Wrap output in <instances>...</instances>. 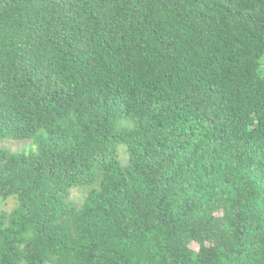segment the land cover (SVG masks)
<instances>
[{
  "label": "trees",
  "instance_id": "trees-1",
  "mask_svg": "<svg viewBox=\"0 0 264 264\" xmlns=\"http://www.w3.org/2000/svg\"><path fill=\"white\" fill-rule=\"evenodd\" d=\"M11 198L0 264H264V0H0Z\"/></svg>",
  "mask_w": 264,
  "mask_h": 264
},
{
  "label": "rangeland",
  "instance_id": "rangeland-1",
  "mask_svg": "<svg viewBox=\"0 0 264 264\" xmlns=\"http://www.w3.org/2000/svg\"><path fill=\"white\" fill-rule=\"evenodd\" d=\"M1 145L7 148L11 153L28 151L30 148L34 147V144L31 141H5L2 142ZM119 152H120L121 162L124 165H127L129 163L128 149L124 146H120ZM86 195L87 192L85 190L81 191V190L73 189V191L71 192V201L77 205H82L86 198ZM17 206H18L17 200L11 198L5 202L0 203V211L6 214L7 216H10Z\"/></svg>",
  "mask_w": 264,
  "mask_h": 264
}]
</instances>
